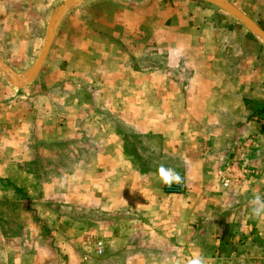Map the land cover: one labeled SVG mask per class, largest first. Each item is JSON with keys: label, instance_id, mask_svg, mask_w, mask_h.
I'll list each match as a JSON object with an SVG mask.
<instances>
[{"label": "crops", "instance_id": "1", "mask_svg": "<svg viewBox=\"0 0 264 264\" xmlns=\"http://www.w3.org/2000/svg\"><path fill=\"white\" fill-rule=\"evenodd\" d=\"M147 1L130 29H67L64 16L39 74L2 87L0 204L30 220L0 223V264L197 261L218 241L205 224L257 240L264 129L245 100H261L262 46L213 4ZM56 172L60 237L36 221Z\"/></svg>", "mask_w": 264, "mask_h": 264}, {"label": "rangeland", "instance_id": "2", "mask_svg": "<svg viewBox=\"0 0 264 264\" xmlns=\"http://www.w3.org/2000/svg\"><path fill=\"white\" fill-rule=\"evenodd\" d=\"M65 0H0V60L5 62L15 72H24L31 67L38 57L41 47L43 45L47 25L50 17L55 10ZM141 1L145 0H86L80 4L72 7L66 16L68 22L67 29L71 28H87L95 30H111V29H130L131 24L126 22L124 16H131L130 13L136 15L141 13ZM161 4H155L157 0H149L145 3L150 11L162 10L167 0H160ZM199 4H210L205 0H196ZM236 6L245 15L251 18L259 27L264 30V0H226ZM150 2V3H149ZM214 8V7H213ZM218 13L226 16V20L244 28L253 38H257L258 43L262 46V52L254 53L256 55L257 68H260L258 74L255 75L259 96L261 101L264 102V41L255 36L249 31L239 20L230 15L229 13L216 7ZM65 21V22H66ZM219 23V22H218ZM66 24V23H65ZM73 24V25H72ZM57 31V30H56ZM251 32V33H250ZM103 39V38H102ZM125 40V38H123ZM104 41V40H103ZM247 48L251 51L253 46L251 42L247 41ZM52 45V44H51ZM256 49V48H255ZM155 54H151L154 59ZM157 56H155V59ZM259 76V77H258ZM259 80V81H258ZM263 80V82L261 81ZM262 83V87L260 85ZM4 85L10 86L16 90V87L7 78L4 72H0V91ZM263 88V89H262ZM3 92V91H2ZM0 92V94H2ZM55 175L58 177L57 181L53 182L55 189L54 195L48 200L50 202L51 214H41L36 221H41L43 224H52L53 236L60 237L65 232L62 228V180L58 172ZM3 207L2 218L0 213V223L5 220L6 224H23L25 223L26 212L25 208L17 205L16 208L9 209L10 207L5 204H0ZM35 209V207H34ZM252 215H250L251 217ZM8 220V221H7ZM39 222V224H41ZM252 225V224H251ZM205 228L212 232V236L218 237V241L214 244L209 243L208 254L205 258L199 254L202 260L190 261L181 260L178 262L166 261L165 264H264V224H259L256 230L257 240L254 241V230L248 231L250 236L231 225L219 224H205ZM73 229V228H71ZM8 231V229H7ZM71 231V230H70ZM75 231V230H74ZM124 230H118L123 233ZM242 232V233H241ZM73 232L71 231V234ZM241 237L239 238V234ZM87 236L95 237V233H90ZM242 240L241 245L239 241ZM243 239H245L243 241ZM208 240V237H207ZM252 242V243H251ZM216 243V244H215ZM218 243V245H217ZM239 243V244H237ZM199 247V246H198ZM187 248L184 247L185 252ZM214 249H216L214 251ZM203 250L201 247L193 251ZM214 252V253H213ZM220 253V256H219ZM240 253L235 258L224 259ZM257 258H261V262ZM111 263V262H110ZM123 262L117 261V264ZM161 262V264H164ZM101 264H109V261H103Z\"/></svg>", "mask_w": 264, "mask_h": 264}, {"label": "water", "instance_id": "3", "mask_svg": "<svg viewBox=\"0 0 264 264\" xmlns=\"http://www.w3.org/2000/svg\"><path fill=\"white\" fill-rule=\"evenodd\" d=\"M86 0H65L52 14L49 19L45 39L41 47L40 53L35 62L29 69L24 72H15L5 62L0 60V72H4L11 84L16 87L24 86L30 83L40 72L46 57L49 53L51 44L53 42L56 30L61 23L65 14L75 5L80 4ZM206 2L213 4L221 10L229 13L237 20H239L249 31L255 36L264 41V30L259 27L251 18L240 11L236 6L226 0H205Z\"/></svg>", "mask_w": 264, "mask_h": 264}, {"label": "trees", "instance_id": "4", "mask_svg": "<svg viewBox=\"0 0 264 264\" xmlns=\"http://www.w3.org/2000/svg\"><path fill=\"white\" fill-rule=\"evenodd\" d=\"M245 105L251 108V116L261 122L262 128L264 129V102L261 100L246 101Z\"/></svg>", "mask_w": 264, "mask_h": 264}, {"label": "built area", "instance_id": "5", "mask_svg": "<svg viewBox=\"0 0 264 264\" xmlns=\"http://www.w3.org/2000/svg\"><path fill=\"white\" fill-rule=\"evenodd\" d=\"M166 187L168 190L173 191V190H176L177 188H179V184L177 181H172V182L168 183L166 185Z\"/></svg>", "mask_w": 264, "mask_h": 264}]
</instances>
